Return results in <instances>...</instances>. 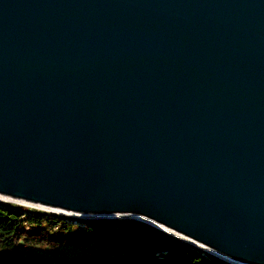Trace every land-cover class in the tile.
<instances>
[{
  "label": "water",
  "instance_id": "water-1",
  "mask_svg": "<svg viewBox=\"0 0 264 264\" xmlns=\"http://www.w3.org/2000/svg\"><path fill=\"white\" fill-rule=\"evenodd\" d=\"M0 193L264 264V0H0Z\"/></svg>",
  "mask_w": 264,
  "mask_h": 264
},
{
  "label": "trees",
  "instance_id": "trees-1",
  "mask_svg": "<svg viewBox=\"0 0 264 264\" xmlns=\"http://www.w3.org/2000/svg\"><path fill=\"white\" fill-rule=\"evenodd\" d=\"M20 241L50 247L99 241L113 247V255L99 263L83 257L61 264H233L140 219L91 220L0 201V264H45L41 256L24 255Z\"/></svg>",
  "mask_w": 264,
  "mask_h": 264
},
{
  "label": "rangeland",
  "instance_id": "rangeland-1",
  "mask_svg": "<svg viewBox=\"0 0 264 264\" xmlns=\"http://www.w3.org/2000/svg\"><path fill=\"white\" fill-rule=\"evenodd\" d=\"M23 200H18V199H12L11 202L15 203L18 207H28L29 209H38L42 211H47V212H54V213H59L63 215H67L68 213L66 211H60V210H51L48 208H43L39 206H34L33 204L27 203ZM79 214V213H76ZM69 216H74L76 218L82 217L79 215H69ZM86 219H99V218H107L105 216H86L82 217ZM114 218V217H113ZM119 219H123L124 217H115ZM143 218V217H139ZM20 245L18 246L19 250H22L23 254L26 256H41L45 264H61V262H69V263H74L76 260L87 257L91 261L99 263L102 260L110 257L113 255L112 250L113 247L111 245L105 244L103 242L99 241H93L92 243L88 245H82L79 242H74L69 245H59L55 247H50V246H43L40 244H32V245H23V241H20ZM215 255L218 257L223 258L226 261H229L233 264H238L234 260L228 259L225 256H222L216 252H214ZM228 259V260H227ZM233 261V262H232ZM235 262V263H234Z\"/></svg>",
  "mask_w": 264,
  "mask_h": 264
},
{
  "label": "bare ground",
  "instance_id": "bare-ground-1",
  "mask_svg": "<svg viewBox=\"0 0 264 264\" xmlns=\"http://www.w3.org/2000/svg\"><path fill=\"white\" fill-rule=\"evenodd\" d=\"M0 198H2V199H9V200H14L15 198H13V197H11V196H8V195H4V194H1L0 193ZM16 199H18V198H16ZM18 200H23V199H18ZM23 201H25V202H27V203H30V204H33L34 206H39V207H43V208H48V209H51V210H60V211H66V212H68V213H74V212H71V211H67V210H63V209H58V208H52V207H48V206H44V205H41V204H35V203H32V202H28V201H26V200H23ZM22 201V202H23ZM79 214H81V213H79ZM83 215H86V216H99L98 214H83ZM121 215H125V214H120V217H121ZM160 226H162V227H164L166 230H168V231H173L175 234H178V235H180V236H183V237H187V236H185V235H183V234H181V233H178V232H176L175 230H173V229H171V228H168V227H166V226H164V225H162V224H160ZM189 238V237H188ZM191 239V238H190ZM196 241V240H195ZM199 244H201V245H203V246H205L207 249H209L210 251H213V252H216V253H218V254H220V255H222V256H225V257H227L228 259H231V260H234V259H232V258H230V257H228V256H226V255H224V254H222V253H220V252H218V251H216V250H214V249H212V248H210V247H208V246H206L205 244H203V243H200V242H198ZM227 259V260H228ZM235 262H237L238 264H248V263H244V262H241V261H238V260H234ZM233 262V261H232ZM234 262V263H235Z\"/></svg>",
  "mask_w": 264,
  "mask_h": 264
},
{
  "label": "built area",
  "instance_id": "built-area-1",
  "mask_svg": "<svg viewBox=\"0 0 264 264\" xmlns=\"http://www.w3.org/2000/svg\"><path fill=\"white\" fill-rule=\"evenodd\" d=\"M0 201H1V202H11V200H9V199H2V198H0ZM67 213H68V212H67ZM69 215H79V216L85 217V215H82V214L68 213L67 216H69ZM70 217H74V216H70ZM82 217H79V218H82ZM139 219L142 220V221H145V222L149 223L150 225H152V226H154V227H157V228H159V229H161V230L167 231L164 227L160 226V225H159L158 223H156L155 221H152V220L147 219V218H139ZM167 232H168V231H167ZM169 233H170V232H169ZM171 234H173V235L177 236L178 238H180L181 240H183V241H185V242H187V243H189V244H191V245L197 247L198 249L202 250L203 252L213 254V251H210V250L207 249L205 246L199 244L198 241H195V240L190 239V238H188V237L180 236V235L175 234V233H171Z\"/></svg>",
  "mask_w": 264,
  "mask_h": 264
}]
</instances>
